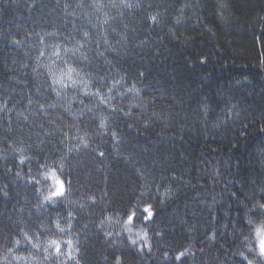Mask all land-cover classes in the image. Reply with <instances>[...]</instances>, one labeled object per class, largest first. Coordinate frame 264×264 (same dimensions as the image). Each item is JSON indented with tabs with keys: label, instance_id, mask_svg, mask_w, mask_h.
Returning <instances> with one entry per match:
<instances>
[{
	"label": "trees",
	"instance_id": "obj_1",
	"mask_svg": "<svg viewBox=\"0 0 264 264\" xmlns=\"http://www.w3.org/2000/svg\"><path fill=\"white\" fill-rule=\"evenodd\" d=\"M263 227L264 0H0V264H264Z\"/></svg>",
	"mask_w": 264,
	"mask_h": 264
},
{
	"label": "rangeland",
	"instance_id": "obj_2",
	"mask_svg": "<svg viewBox=\"0 0 264 264\" xmlns=\"http://www.w3.org/2000/svg\"><path fill=\"white\" fill-rule=\"evenodd\" d=\"M53 174L54 173L49 172L48 175L46 176L47 180L50 181L51 188H52V190L48 193V197L58 196L62 193V190H63L62 181L55 174L54 175ZM130 217L131 216H129V218ZM261 234H264V227L259 230V237L261 236ZM131 241L134 242L133 239H131Z\"/></svg>",
	"mask_w": 264,
	"mask_h": 264
},
{
	"label": "snow or ice",
	"instance_id": "obj_3",
	"mask_svg": "<svg viewBox=\"0 0 264 264\" xmlns=\"http://www.w3.org/2000/svg\"><path fill=\"white\" fill-rule=\"evenodd\" d=\"M57 226L59 227V225H57ZM258 235H259V233H258ZM26 239L30 240L31 238L26 236ZM16 243L18 244L19 241H17ZM67 243L70 246L68 254H69V256H71V241H68ZM48 245H49V247L53 248V250L55 251L56 254H58V255L60 254L61 245H60L59 241H57V240H49L48 241ZM261 250H262V252H264V248H262ZM10 251H11V249H10Z\"/></svg>",
	"mask_w": 264,
	"mask_h": 264
},
{
	"label": "clouds",
	"instance_id": "obj_4",
	"mask_svg": "<svg viewBox=\"0 0 264 264\" xmlns=\"http://www.w3.org/2000/svg\"><path fill=\"white\" fill-rule=\"evenodd\" d=\"M262 248H264V234H261L259 237V248H258V254L261 256H264V252H262ZM251 247H249V251H251ZM250 264H254V262H250Z\"/></svg>",
	"mask_w": 264,
	"mask_h": 264
}]
</instances>
